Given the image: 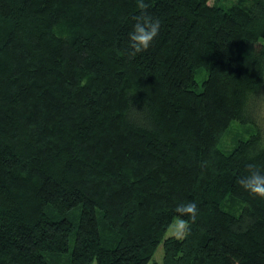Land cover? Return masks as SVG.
I'll use <instances>...</instances> for the list:
<instances>
[{
    "label": "trees",
    "instance_id": "16d2710c",
    "mask_svg": "<svg viewBox=\"0 0 264 264\" xmlns=\"http://www.w3.org/2000/svg\"><path fill=\"white\" fill-rule=\"evenodd\" d=\"M144 2L161 28L131 57L136 0H0V264H264L237 182L264 131L221 147L261 121L264 0Z\"/></svg>",
    "mask_w": 264,
    "mask_h": 264
},
{
    "label": "clouds",
    "instance_id": "9594fccd",
    "mask_svg": "<svg viewBox=\"0 0 264 264\" xmlns=\"http://www.w3.org/2000/svg\"><path fill=\"white\" fill-rule=\"evenodd\" d=\"M139 14L136 15L132 30L128 33L129 55L135 57L138 53L146 51L159 35L160 21L153 18L148 11L144 0H136ZM207 162H202V167H206ZM247 175L238 179V184L254 197L264 199V172L260 171L253 164H248ZM177 221L174 225V236L176 239H184L190 233V223H195L198 216V206L195 202L179 203L174 208ZM187 218V219H185Z\"/></svg>",
    "mask_w": 264,
    "mask_h": 264
},
{
    "label": "rangeland",
    "instance_id": "374dc122",
    "mask_svg": "<svg viewBox=\"0 0 264 264\" xmlns=\"http://www.w3.org/2000/svg\"><path fill=\"white\" fill-rule=\"evenodd\" d=\"M212 2V0H211ZM206 76V71L205 70H200L197 75H196V79L198 80L199 83L202 82V80L205 78ZM260 112V116H261V121L259 119V121L256 123V121H249L246 123L234 120L233 122H231L228 130L226 131V133L223 135L222 137V141H221V147H223V149L225 150H230L234 144L236 143V139L239 138H246L248 137V135H250L251 133H255L258 130H260V128L262 127V130L264 131V102L262 104L261 109L259 110ZM261 132V130H260ZM178 219V218H177ZM177 219L174 220V222L172 223V225L168 228L167 230V235H174V225L177 221ZM72 243H73V237H71L70 240V249L72 248ZM161 252H162V247L159 246L155 253L153 254L152 259L155 260L156 257H161ZM64 255V254H63ZM68 255V254H65ZM90 264H96L95 261L91 262Z\"/></svg>",
    "mask_w": 264,
    "mask_h": 264
}]
</instances>
